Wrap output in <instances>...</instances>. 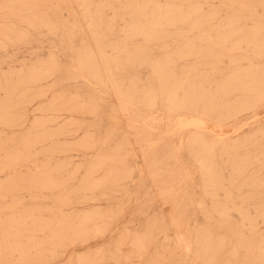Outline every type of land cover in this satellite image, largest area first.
<instances>
[{
	"label": "rangeland",
	"instance_id": "1",
	"mask_svg": "<svg viewBox=\"0 0 264 264\" xmlns=\"http://www.w3.org/2000/svg\"><path fill=\"white\" fill-rule=\"evenodd\" d=\"M191 1L0 0L6 264H264V51L223 49L217 71L198 58L229 44L201 31L262 33L264 9ZM250 66L263 70L250 93L213 88ZM209 93L206 130L181 124Z\"/></svg>",
	"mask_w": 264,
	"mask_h": 264
},
{
	"label": "bare ground",
	"instance_id": "2",
	"mask_svg": "<svg viewBox=\"0 0 264 264\" xmlns=\"http://www.w3.org/2000/svg\"><path fill=\"white\" fill-rule=\"evenodd\" d=\"M192 1H194V0H192ZM191 1V2H192ZM203 1V0H202ZM209 1V0H208ZM223 2L222 3H224L225 4V6H227V7H230V9H235V10H242V9H250L251 10V8H253L252 9V11L253 10H255V11H257L256 9H257V7H260L261 9H264V0H222ZM221 2V1H220ZM194 3H195V1H194ZM201 3V2H200ZM198 4H199V1H196V3L195 4H190L191 5V7H190V9L192 10V11H197L198 9H199V6H198ZM201 4H203V3H201ZM189 7V6H188ZM204 8V7H203ZM218 8H220V7H218ZM222 8V7H221ZM189 9V10H190ZM225 9V8H224ZM200 10H203V9H200ZM222 10V9H221ZM249 10V11H250ZM244 10H242L241 11V13L243 12ZM254 11V12H255ZM260 11V10H259ZM264 11V10H263ZM198 12V11H197ZM197 12H195V13H197ZM200 12V11H199ZM226 12H228L227 10H226ZM239 12V11H238ZM245 12V11H244ZM240 13V12H239ZM245 13H248V12H245ZM256 13V14H255ZM255 13H253L254 15H258L257 14V12H255ZM189 14V13H188ZM217 14V13H216ZM251 14V13H250ZM249 13H248V15H250ZM252 14V15H253ZM212 15H214V14H212ZM243 15H245V14H243ZM253 15V16H254ZM196 16V15H195ZM209 16V15H208ZM255 16V17H256ZM200 18H203V19H201V20H205V19H207V18H205V17H203V16H199ZM199 17H198V15L195 17V19H196V23H199ZM239 17V15H235V17H233V18H230V16L229 17H227V19H226V21H228L227 23H224V22H226V21H224V22H222L221 24H220V26L222 27L223 26V28L225 27L224 25H229V23L231 22V21H233V20H236L237 18ZM245 17H246V15H245ZM259 17V16H258ZM188 18H190V15L188 16ZM230 18V19H229ZM260 18V17H259ZM212 19V18H211ZM224 19V20H225ZM239 19V18H238ZM261 19H262V17H261ZM210 20V19H209ZM219 20V19H218ZM241 20V19H240ZM244 20H246V19H244ZM213 21V20H212ZM253 21V20H252ZM264 21V20H263ZM258 23L259 22H262L261 20H258L257 21ZM216 23V22H215ZM215 23H214V27H215ZM241 23H243V21L241 22ZM257 23V24H258ZM240 24V23H239ZM238 24V25H239ZM254 24H256L255 22H254ZM253 24V25H254ZM241 25V24H240ZM243 25V24H242ZM241 25V26H242ZM253 25H252V27H253ZM260 25V24H259ZM155 26V25H154ZM220 26H217L218 28L220 27ZM231 26V25H230ZM240 26V27H241ZM249 26H251V24L249 25ZM197 27V26H196ZM205 27H206V25H205ZM212 27V26H211ZM213 27V28H214ZM238 26H236L235 28H237ZM90 28V27H89ZM198 28V27H197ZM234 28V27H233ZM239 28V27H238ZM249 28V27H248ZM212 29V28H211ZM221 29V28H220ZM219 29V30H220ZM241 29H243V28H241ZM247 29V28H246ZM263 29H264V27H263ZM1 30V29H0ZM238 30V29H237ZM211 31V30H210ZM209 31V32H210ZM215 31V30H214ZM213 31V32H214ZM241 31V30H240ZM261 31V30H260ZM264 31V30H263ZM202 32V34L203 35H205L206 36V38H204L205 40H206V44L207 45H209V48H211L212 46H214V45H218V44H220V43H225V42H228L229 44H228V46L226 47V48H220V50H218L217 52H215V51H206L207 53L206 54H204V52H201L202 51V49H199V51H198V58L199 59H203V58H207V57H209V56H211L210 57V60L212 61V67H211V69H213V70H222L223 69V66L222 65H218L217 64V61H220L221 59H223V58H221V55H223L222 54V52H223V49H225V52H224V55L226 54V56L229 58V59H232V58H237V61H238V57L240 56V58L242 57V56H244V58L246 57L245 56V53H234L235 51H237V49L238 48H240L241 47V45H249L251 48H253V51L255 52H257V54L259 53V52H263L264 51V32H262V33H260L259 32V30H251V31H248V32H234V29H232V27L231 28H229V29H227L226 31L224 30V31H222V34H219V35H215V34H213V33H211L210 35H209V33H208V35H206V32L204 33L203 31H201ZM217 32V31H216ZM201 34V35H202ZM218 34V33H217ZM198 36H200V35H198ZM198 36H197V38H198ZM203 38V37H202ZM201 38V39H202ZM200 38H198V40H201ZM203 41V40H202ZM202 45V44H201ZM207 45H205V46H207ZM204 47V46H203ZM202 47V48H203ZM215 47V46H214ZM206 48V47H205ZM250 49V48H249ZM240 50V49H239ZM246 50H248L247 48H246ZM245 51V50H244ZM243 51V52H244ZM249 51V50H248ZM252 51V50H251ZM252 51V52H253ZM99 51H97V53H98ZM215 52V53H214ZM246 52V51H245ZM252 52H251V54H252ZM253 52V53H254ZM96 53V54H97ZM100 53V52H99ZM214 53V54H213ZM261 54V53H260ZM264 54V53H263ZM98 55V54H97ZM100 56V55H99ZM98 56V57H99ZM256 56V55H255ZM225 57V56H224ZM226 57V58H227ZM197 58V59H198ZM243 57L240 59V60H242V59H244ZM249 58V57H248ZM233 63V62H232ZM235 63V62H234ZM233 63V64H234ZM250 64H251V62H250ZM247 65V64H246ZM235 66V65H234ZM238 66H240V65H238ZM104 68V67H103ZM230 68H232V67H230ZM243 68V67H242ZM260 68H261V66H260ZM102 70V69H101ZM103 71V70H102ZM101 71V72H102ZM212 71V70H211ZM262 71L263 70H258L257 68H255V67H253V66H250V67H247V68H245V69H242V70H240V68H234V70H233V76H226V77H221L220 75H217V76H219V77H213V80H214V85H213V88L215 89V91L216 90H222V91H226V90H230V89H237V88H239L240 89V87H243L244 89H248V92L250 93V91L251 90H253V89H255L256 87L254 86V85H256V84H252V83H250V81H256V79H260V76H261V74L260 73H262ZM213 72V71H212ZM224 72V71H223ZM110 73V72H109ZM231 73V72H230ZM264 73V72H263ZM103 74V73H102ZM217 74V73H216ZM226 74H228V73H226ZM212 75H214L213 73H212ZM225 76V75H224ZM262 76H264L263 74H262ZM104 77H105V74H104ZM221 77V78H220ZM106 78V77H105ZM244 78V79H243ZM263 79V78H262ZM261 80V79H260ZM259 80V81H260ZM112 81V80H111ZM109 82V81H108ZM115 82V81H114ZM249 82V84H247ZM262 82V81H261ZM105 83V82H104ZM103 83V84H104ZM107 83V82H106ZM117 83V82H116ZM115 83V84H116ZM179 83H180V81H179ZM256 83H258V82H256ZM113 84V83H112ZM245 84H246V86H245ZM260 84V83H259ZM107 85H108V83H107ZM110 85V84H109ZM179 85V84H178ZM262 85V84H261ZM116 86V85H115ZM101 87V86H100ZM111 87V86H110ZM117 88L118 87H116V90H117ZM263 88V87H262ZM243 90V89H242ZM241 90V91H242ZM118 92H119V90H117ZM204 91V93H206V90H204L203 89V87H201V88H199V91H198V93H199V97H200V102L201 103H203L204 104V99H203V92ZM214 91V90H213ZM237 91V90H236ZM247 91V90H246ZM245 91V92H246ZM262 91V90H261ZM212 92V91H211ZM242 92H244V91H242ZM247 92V95L249 94ZM254 93V92H253ZM119 94V93H118ZM210 94V93H209ZM211 94H213V92L211 93ZM211 94H210V96L209 97H211L210 98V100H209V103H208V105L207 104H205V105H202L201 104V111H199V115H196V117L195 118H189V120H187V121H179L181 124H186V123H190V124H194L197 128H200V131L202 132L205 128H207L206 126L207 125H205V123H206V120L207 119H212V110H213V106L216 104V99L213 97V95L211 96ZM154 95V94H153ZM171 95V94H170ZM215 95H216V93H215ZM220 95V94H219ZM241 96H242V93L240 94ZM239 95V96H240ZM243 95H244V93H243ZM250 95H252V94H250ZM249 95V96H250ZM208 96V95H207ZM223 96V95H222ZM246 96V95H245ZM244 96V97H245ZM253 96H255V95H253ZM168 97V96H167ZM206 97V96H205ZM243 97V96H242ZM251 97V96H250ZM249 97V98H250ZM187 98V97H186ZM207 98V97H206ZM222 98H224V97H222ZM203 99V100H202ZM239 99V98H238ZM207 100H208V98H207ZM239 101V100H238ZM121 102H123V101H121ZM168 102V101H167ZM179 103H180V101H179ZM206 103V102H205ZM233 103V102H232ZM168 104V103H167ZM125 105H123V107H124ZM170 106H171V104H170ZM170 106H169V108H170ZM230 106V105H229ZM121 107V106H120ZM126 108V107H125ZM136 108V107H135ZM174 108V107H173ZM176 108V107H175ZM228 108V107H227ZM229 108H231V107H229ZM122 109V108H121ZM171 110H172V108H170ZM234 109V108H233ZM9 110V109H8ZM235 110H236V108H235ZM197 111V110H196ZM231 111H232V109H231ZM115 115V114H114ZM191 116V115H190ZM195 115H193V117H194ZM169 117V116H168ZM185 117V116H184ZM215 117V116H214ZM186 118V117H185ZM223 118H225V117H223ZM178 119H179V116H178ZM180 119H181V116H180ZM216 119V118H215ZM220 120V119H219ZM218 119H217V121H219ZM216 121V120H215ZM216 121V122H217ZM222 121V120H221ZM220 122V121H219ZM178 123V122H177ZM177 123H176V125H177ZM189 124V125H190ZM189 125H187V126H189ZM219 125H221V124H219ZM179 125H177V127H178ZM186 125L184 126V127H187ZM8 127V126H7ZM183 127V126H182ZM240 127V125L239 126H235V128L233 129L234 131L235 130H237L238 128ZM206 130V129H205ZM199 132V131H198ZM196 133V132H195ZM203 133V132H202ZM202 133L200 134V137H199V139H200V150L202 151V152H204V151H206L208 148V143H206L205 141H204V139H203V135H202ZM214 134V133H213ZM221 134L222 133H217V136H218V138L219 137H221ZM21 137V136H20ZM47 138V137H46ZM215 139H217L216 137H214ZM221 139V138H220ZM219 139V140H220ZM223 139V138H222ZM218 140V141H219ZM217 140H216V142H218ZM224 143V142H223ZM215 145H216V143H214ZM238 144V143H237ZM1 145V144H0ZM221 145V144H220ZM229 145V144H228ZM2 146V145H1ZM213 146V145H212ZM226 146V145H225ZM232 146V145H231ZM233 146H234V144H233ZM210 147V146H209ZM3 148H5V146L3 147ZM213 148V147H212ZM26 149V148H25ZM211 149V148H210ZM218 149H219V147H218ZM228 149V148H227ZM199 150V149H198ZM209 151V150H208ZM211 151V150H210ZM235 151V150H234ZM233 151V152H234ZM199 152V151H198ZM14 153H16V152H14ZM18 153V152H17ZM22 153V152H21ZM20 153V154H21ZM197 159V158H196ZM199 159V158H198ZM210 161V160H209ZM3 163H5V162H3ZM198 163V162H197ZM7 164H9L8 162H7ZM219 164V163H218ZM199 165V164H198ZM217 165V164H216ZM215 166V165H214ZM210 167H212L211 165L209 166V168ZM201 168H202V172H206V171H208L209 172V169H208V166L206 165V163H203V161H201ZM200 168V169H201ZM237 168V167H236ZM208 169V170H207ZM212 169H213V167H212ZM218 169H219V167H218ZM240 169V168H239ZM217 170V169H216ZM41 172H42V170H41ZM40 172V173H41ZM39 174V173H38ZM44 174H47V172L46 173H44ZM43 174V175H44ZM232 174V173H231ZM47 175H49V174H47ZM46 175V176H47ZM39 176H41L40 174H39ZM18 177V176H17ZM17 177H15V178H17ZM36 178H37V176H36ZM227 178V177H226ZM232 178V177H231ZM18 179V178H17ZM23 180V179H22ZM48 180H50V179H48ZM19 181V180H18ZM17 180H16V182H18ZM20 183V182H19ZM23 183V182H22ZM30 183V182H29ZM7 184V183H6ZM24 184V183H23ZM33 184V183H32ZM13 185V184H12ZM12 185H10L9 187H11ZM257 185V184H256ZM6 186H8V185H6ZM15 186V185H14ZM23 186V185H22ZM29 186H31V184L29 185ZM251 186V185H250ZM7 188V187H6ZM26 188V187H25ZM28 189V188H27ZM3 190V189H2ZM14 190V189H13ZM18 190V189H17ZM254 190V189H253ZM1 203V202H0ZM262 203V202H261ZM2 206V205H1ZM16 208V207H15ZM13 209V208H12ZM2 210H4V209H2ZM7 210H8V208H7ZM10 210H11V208H10ZM24 210V209H23ZM22 210V212L24 213V211ZM1 211V210H0ZM17 211V210H16ZM15 211V212H16ZM26 211V210H25ZM30 211V210H29ZM36 211H37V209H36ZM21 212V211H20ZM19 212V213H20ZM21 212V213H22ZM20 213V214H21ZM29 213V212H28ZM27 213V214H28ZM264 213V212H263ZM19 214V215H20ZM24 214H26V213H24ZM23 214V215H24ZM22 215V214H21ZM33 215V218L31 219V220H34V218H36V217H34L35 215L34 214H32ZM27 216V215H26ZM62 216V215H61ZM32 217V216H31ZM30 217V218H31ZM60 218V217H59ZM68 218V217H67ZM18 219H20V218H18ZM70 220V219H69ZM19 221H21V220H19ZM64 221H65V219H64ZM68 221V220H67ZM2 222H5V220L3 221V220H1L0 219V234H1V243H0V264H3L7 259H8V256H9V254H10V252H11V250H12V247L11 246H9L10 245V241L5 237V235L2 233V229H3V227H5L6 225H4L5 223H7V222H5L4 224H2ZM32 223V222H31ZM64 223H67V222H63V224ZM21 224V223H20ZM62 224V225H63ZM80 224V223H79ZM83 224V223H82ZM7 225H9V226H12V227H14V226H17V224L15 223V222H11L10 223V221L7 223ZM68 224H66V226H67ZM38 226V225H37ZM65 226V227H66ZM60 227V226H59ZM62 227V226H61ZM60 227V228H61ZM69 228H70V225L68 226ZM55 228V227H54ZM56 228H58V227H56ZM59 228V229H60ZM69 228H67L68 230H69ZM75 228H76V226H75ZM32 229H33V227H32ZM47 229V228H46ZM65 229V228H64ZM36 230V229H35ZM52 230V229H51ZM58 230V229H57ZM61 230H63V229H61ZM34 231V230H33ZM37 231H38V229H37ZM36 231V232H37ZM40 231V230H39ZM59 232H60V230H58ZM49 232V231H48ZM51 232V231H50ZM64 232V231H63ZM31 233V232H30ZM29 232H28V234H30ZM58 233V232H57ZM12 234H10V236H11ZM18 235V234H17ZM16 235V236H17ZM48 235V234H47ZM20 236V235H19ZM21 236H23V235H21ZM30 236V235H29ZM45 236V235H44ZM15 237V236H14ZM35 239H37V237H34ZM42 238V237H41ZM45 238H46V236H45ZM52 238V237H51ZM59 238V237H58ZM43 239V238H42ZM41 239V240H42ZM38 241V240H37ZM14 242H15V240H14ZM55 242V241H54ZM42 243H44V242H42ZM42 243H41V246H42ZM42 249V248H41ZM19 250V252L22 254V250L19 248L18 249ZM43 255V254H42ZM29 257H30V255H29ZM10 259V258H9ZM8 259V260H9ZM41 259H43V258H41ZM31 260V259H30ZM22 261V260H21ZM35 261V260H34ZM10 262H12V261H10ZM15 263V262H14ZM17 263H19V262H17ZM20 263H22V262H20ZM5 264H6V262H5ZM9 264V263H8ZM24 264V263H23Z\"/></svg>",
	"mask_w": 264,
	"mask_h": 264
}]
</instances>
